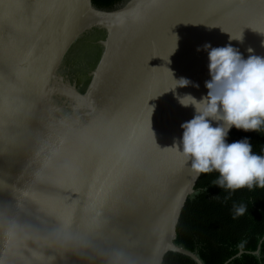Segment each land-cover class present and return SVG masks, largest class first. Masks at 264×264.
Here are the masks:
<instances>
[{
  "label": "water",
  "instance_id": "water-1",
  "mask_svg": "<svg viewBox=\"0 0 264 264\" xmlns=\"http://www.w3.org/2000/svg\"><path fill=\"white\" fill-rule=\"evenodd\" d=\"M246 22L264 26V0H127L114 10L93 0H0V264H129L51 234L65 218L82 230L100 222L98 242L121 243L137 264H164L169 253L204 264L176 243L203 173L168 147L196 115L178 96L209 92L208 52L198 46L264 56L259 28L230 39ZM89 36L99 37L100 56L80 90L67 64ZM181 77L192 83L174 89ZM22 127L35 134L19 135Z\"/></svg>",
  "mask_w": 264,
  "mask_h": 264
},
{
  "label": "clouds",
  "instance_id": "clouds-1",
  "mask_svg": "<svg viewBox=\"0 0 264 264\" xmlns=\"http://www.w3.org/2000/svg\"><path fill=\"white\" fill-rule=\"evenodd\" d=\"M175 36L173 52L178 47L179 37ZM230 39L242 40L243 34L240 37L231 35ZM201 50L207 51L209 57L211 79L206 81L209 92L200 100L191 94L178 96L183 106L195 107L196 115L181 125L182 139L168 148L174 149L186 163L191 161V169L197 176L218 172L213 184L221 188L233 191L264 188V154L253 152L248 137L231 143L226 140L233 126L244 131L264 130V56L252 54L245 59L231 43L213 47L206 42L198 46L197 51ZM248 52L252 53L253 49L249 48ZM174 80V89L192 83L183 77ZM213 120L220 123L213 126ZM246 211L247 206L243 203L233 205L234 218ZM238 247L242 252L245 243L241 242Z\"/></svg>",
  "mask_w": 264,
  "mask_h": 264
},
{
  "label": "trees",
  "instance_id": "trees-1",
  "mask_svg": "<svg viewBox=\"0 0 264 264\" xmlns=\"http://www.w3.org/2000/svg\"><path fill=\"white\" fill-rule=\"evenodd\" d=\"M127 0H93L103 10H114ZM250 139L253 152L264 154V130L235 128L227 142ZM219 173H203L195 194L188 200L179 221L176 243L196 253L204 264H264V188L235 191L214 185ZM245 204L244 215L233 217V205ZM244 242L243 253L238 245ZM259 252L258 255L253 253ZM164 264H197L189 257L169 253Z\"/></svg>",
  "mask_w": 264,
  "mask_h": 264
},
{
  "label": "snow or ice",
  "instance_id": "snow-or-ice-1",
  "mask_svg": "<svg viewBox=\"0 0 264 264\" xmlns=\"http://www.w3.org/2000/svg\"><path fill=\"white\" fill-rule=\"evenodd\" d=\"M246 27H251L253 29L259 28L261 32H264V26H258L252 22H246L243 26V30L239 35H232L234 37H240L243 34V31ZM5 65L0 63V71L4 70ZM12 75H16L14 69H9ZM149 101V100H148ZM149 105V104H148ZM13 127H19L18 125L13 122ZM33 133L35 134V130L29 129L27 127L20 128L19 135H23L26 133ZM9 143L19 144V141L16 140L15 135H9ZM160 147V146H159ZM161 151H169L171 149L168 148H161ZM5 151V143L3 138H0V155L3 154ZM4 186L3 180H0V189ZM111 187V186H110ZM25 195H28L25 193ZM31 198L33 200H38L39 196L37 193H32ZM108 194L105 193L101 200H107ZM100 227V222L94 221L93 223L89 224L86 229L82 230L80 227L77 226H70V218H65L61 223L54 225L50 232L53 235L63 236L66 241H72L77 247H85L90 248L91 251L88 255H92V253H99L102 255H112L116 258H125L129 261V264H137L138 256L129 251L127 248L123 247L121 243L115 241H108L105 244H101L98 242V231L97 229ZM11 235V233H10Z\"/></svg>",
  "mask_w": 264,
  "mask_h": 264
},
{
  "label": "flooded vegetation",
  "instance_id": "flooded-vegetation-1",
  "mask_svg": "<svg viewBox=\"0 0 264 264\" xmlns=\"http://www.w3.org/2000/svg\"><path fill=\"white\" fill-rule=\"evenodd\" d=\"M98 40V36H89L82 40L67 64L69 79L71 82L75 81L80 90L90 81V72L100 56Z\"/></svg>",
  "mask_w": 264,
  "mask_h": 264
}]
</instances>
